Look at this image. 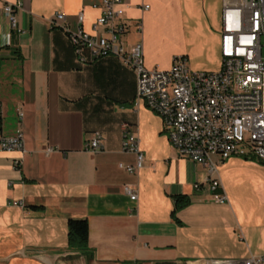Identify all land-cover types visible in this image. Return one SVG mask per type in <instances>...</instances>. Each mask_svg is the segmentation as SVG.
<instances>
[{
  "label": "crops",
  "instance_id": "crops-1",
  "mask_svg": "<svg viewBox=\"0 0 264 264\" xmlns=\"http://www.w3.org/2000/svg\"><path fill=\"white\" fill-rule=\"evenodd\" d=\"M22 1V34L0 18V133L24 134V152H0V264L264 259V164L233 157L211 174L179 156L158 114L135 106L136 76L118 57L81 62L52 22L63 14L71 29L95 34L100 0ZM239 1L122 0L123 45L142 43L148 69L186 57L195 72L218 71L223 7ZM125 124L144 154L134 173L120 167L137 163L123 149ZM214 178L224 204L194 188ZM177 198L189 204L174 216ZM70 220L88 222L90 256L69 248Z\"/></svg>",
  "mask_w": 264,
  "mask_h": 264
},
{
  "label": "built area",
  "instance_id": "built-area-1",
  "mask_svg": "<svg viewBox=\"0 0 264 264\" xmlns=\"http://www.w3.org/2000/svg\"><path fill=\"white\" fill-rule=\"evenodd\" d=\"M122 0H100L101 16L93 24L95 34L81 27L71 29L65 16L56 14L52 24L61 27L68 36L74 54L81 62L108 56L118 57L136 76L135 106L145 105L158 114L168 130V141L179 156L205 166L211 174L222 163L233 157L256 160L264 164V0H240L225 4L221 18V68L215 72L192 71L186 57L177 58L167 70L148 69L144 63V47L138 43L125 49L121 23ZM23 1L15 4L0 0V18L7 21L12 32L20 35L17 13ZM148 8V7H146ZM84 23V15L78 17ZM103 27L102 33L98 28ZM141 29V27H140ZM89 54V55H87ZM24 114L19 111L20 120ZM123 149L137 157L136 166L120 167L129 173L140 170L144 154L138 146L137 136L123 126ZM102 147V135L95 133L90 143L93 151ZM0 152H24V134L12 136L0 133ZM219 156L215 162L213 157ZM203 187L215 193L217 203L224 204L227 197L220 180L214 178ZM126 193L132 201L137 194L130 187ZM14 206H22L14 203ZM264 259L252 257L242 261H215L213 264H263Z\"/></svg>",
  "mask_w": 264,
  "mask_h": 264
},
{
  "label": "trees",
  "instance_id": "trees-1",
  "mask_svg": "<svg viewBox=\"0 0 264 264\" xmlns=\"http://www.w3.org/2000/svg\"><path fill=\"white\" fill-rule=\"evenodd\" d=\"M188 204V200H185L184 198H177L173 215L175 216L178 211L185 208ZM68 227L69 248L73 251L90 256L88 222L86 220H70L68 222Z\"/></svg>",
  "mask_w": 264,
  "mask_h": 264
},
{
  "label": "rangeland",
  "instance_id": "rangeland-1",
  "mask_svg": "<svg viewBox=\"0 0 264 264\" xmlns=\"http://www.w3.org/2000/svg\"><path fill=\"white\" fill-rule=\"evenodd\" d=\"M190 68L192 71H195V69L193 68V66L190 64Z\"/></svg>",
  "mask_w": 264,
  "mask_h": 264
}]
</instances>
